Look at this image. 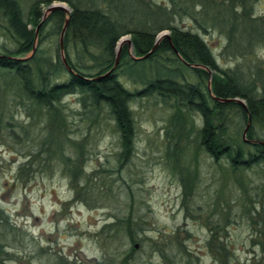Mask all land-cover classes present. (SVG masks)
I'll list each match as a JSON object with an SVG mask.
<instances>
[{
	"label": "rangeland",
	"instance_id": "1",
	"mask_svg": "<svg viewBox=\"0 0 264 264\" xmlns=\"http://www.w3.org/2000/svg\"><path fill=\"white\" fill-rule=\"evenodd\" d=\"M36 1L18 0L26 19ZM107 1L128 27L145 19L130 16L141 9L137 0ZM144 2L167 12L154 17V28L174 24L205 39L219 67L212 77L208 71L210 90L214 74L225 71L251 97L264 93V0ZM57 4L71 11L66 0H54L42 13L48 16ZM4 39L14 48L0 28V46ZM64 41L61 47V33L48 35L43 49L66 57ZM154 73L147 69L145 79ZM142 83L127 80L131 89ZM80 96L69 94L48 110L29 98L17 76L0 73V208L8 217L0 223V264H221L223 255L228 264H264V161L235 169L227 155L216 160L200 144V114L148 96L131 103L134 150L121 162V136L109 108L84 106ZM179 108L183 131L170 139L178 132L171 119ZM222 112L217 123L226 127V143L252 150L244 135L248 117L232 107ZM250 128L264 137V123L251 119ZM119 222L121 230L111 226Z\"/></svg>",
	"mask_w": 264,
	"mask_h": 264
},
{
	"label": "trees",
	"instance_id": "2",
	"mask_svg": "<svg viewBox=\"0 0 264 264\" xmlns=\"http://www.w3.org/2000/svg\"><path fill=\"white\" fill-rule=\"evenodd\" d=\"M52 1L54 0L36 1L26 19L18 0H0V19L3 20V23L0 22V28H3L4 35L14 43V48L11 49L4 39L0 46L2 48L0 73L5 71L17 76L24 92L40 107L57 110L56 104L69 94H81L80 101L84 106L88 105V102L93 107L106 105L121 136L122 162L128 160L134 150L136 126L131 108L132 101L138 97L148 96H157L164 101L173 99L182 108L189 106L191 110L200 114L202 123L198 130L200 144L216 160L227 155L235 169L240 165L251 166L264 161L263 136H255L253 128H250L247 137L249 140L258 141L251 143L252 150H245L241 146L233 148L226 143V127L217 123L219 114L223 115L222 111L230 107L235 108L245 119L251 115L252 120L264 123V93L259 97H251L240 84L223 71L220 75L214 74L211 94L206 83L209 79L208 71L189 64H199L217 70L219 67L216 57L205 39L198 33L174 24L154 28V17L167 14L163 11L164 7L158 5L155 10L153 6L148 8L144 0H137L142 4L141 9H134L130 16L141 18L139 15H143L145 19L141 18L136 26L128 27L127 23L119 20L120 15L117 14L112 1L81 0L93 2L87 7L76 2L78 0H66L71 5V11L68 13L63 9H57L51 12L41 23L37 34L36 27L44 15L42 6ZM107 8L111 9V12L107 11ZM146 9L153 15L150 12L145 13ZM67 19L64 47L73 71L65 67L59 53L54 56L43 49V41L48 35L61 33ZM50 22L51 31L45 33L44 29ZM138 24L143 27L139 28ZM166 29L169 30L170 39L165 37L156 46L158 34ZM126 35L131 36L136 56L142 57L147 54L148 56L142 59L132 58L130 45L125 43L121 48L120 61L116 64L118 42ZM35 45H37L35 53L29 58H23L33 51ZM172 46L177 49L181 58L176 55ZM39 62L44 65L38 66ZM132 68L139 70L132 72ZM147 69L150 72L152 69L155 70L149 80L145 79L149 77L146 74ZM185 69L198 78L196 83L189 81ZM65 74L67 77L63 78ZM127 80L133 84L138 80L142 81L143 87L131 89L127 85ZM235 97L245 99L246 106L217 99ZM179 110L171 119L173 127L177 126L178 132H171L170 139H176L177 134L183 131L180 129L185 116L181 112L182 109ZM192 126L190 124L188 128L191 130ZM7 218L4 209L0 208V223ZM129 224L125 225L126 232L134 242L136 233L129 230L132 227ZM111 226L119 230L124 228L122 222ZM3 248L4 245L0 243V251ZM227 258L223 255L220 258L221 264H228ZM125 262L128 263L127 259L122 260L121 264H126Z\"/></svg>",
	"mask_w": 264,
	"mask_h": 264
},
{
	"label": "water",
	"instance_id": "3",
	"mask_svg": "<svg viewBox=\"0 0 264 264\" xmlns=\"http://www.w3.org/2000/svg\"><path fill=\"white\" fill-rule=\"evenodd\" d=\"M57 9H63L64 11H67V10H68L67 7H65L63 4H57V5H50V6L48 7L47 11H48L49 13H51V12H53L54 10H57ZM46 16H47V12L44 13V18H43V20H42L41 23H43V21L47 18ZM41 23L39 24V26L41 25ZM67 25H68V19L66 20L65 25H64V27H63V30H62V32H61V47L63 46L64 36H65L66 30H67ZM39 26H38V28H39ZM38 28H37L36 32H38ZM164 36H165V37L167 36V37L170 39V35H169V34H165L164 32H162L161 34L158 35V37H157V39H156V46L159 44V42L161 41L162 37H164ZM124 43L132 44V41H131V39H123V40L120 42L119 47H118V51H117V55H118V57H117L116 64H118V62H119L120 52H121V46H122ZM172 47H173L175 53L179 56V53H178V51L175 49V47H174V46H172ZM35 49H36V47H34L33 51H34ZM154 49H155V47H154ZM154 49H153V50H154ZM153 50H152V51H153ZM152 51H151V52H152ZM146 56H148V54H147ZM61 59H62L64 65H65V67H66L69 71H73V69H72V67L69 65V63H68L66 57L63 56ZM192 66H194V67H200L201 65H192ZM203 67H204V66H203ZM205 68H206V67H205ZM208 71H209V73H210V75H211V77H212V72H211V70L208 69ZM209 83H210V85H211V81H210ZM217 99H218L219 101H221V102H237V103H240V104H242V105L245 106V101H243V100L240 99L239 97H235V98H224V99L217 98ZM251 119H252V118H251V115H248V123H247L246 129H245V133H244V135H247V133H248V131H249V126H250ZM262 143H263V142H262Z\"/></svg>",
	"mask_w": 264,
	"mask_h": 264
}]
</instances>
